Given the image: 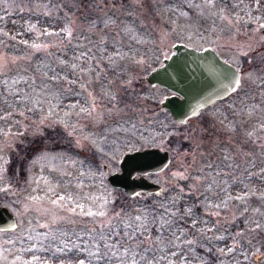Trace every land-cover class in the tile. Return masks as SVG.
<instances>
[{"label": "rangeland", "instance_id": "rangeland-1", "mask_svg": "<svg viewBox=\"0 0 264 264\" xmlns=\"http://www.w3.org/2000/svg\"><path fill=\"white\" fill-rule=\"evenodd\" d=\"M178 42L241 72L185 123L145 81ZM0 117V201L19 223L0 231V264H119L88 255L89 233L136 216L148 218L137 261L151 248L160 264H264V0H0ZM28 143L25 172L9 173ZM148 147L171 155L148 175L163 193L129 198L107 177Z\"/></svg>", "mask_w": 264, "mask_h": 264}, {"label": "water", "instance_id": "water-1", "mask_svg": "<svg viewBox=\"0 0 264 264\" xmlns=\"http://www.w3.org/2000/svg\"><path fill=\"white\" fill-rule=\"evenodd\" d=\"M145 81L170 92L161 102L178 123L191 117L214 102L237 90L241 72L224 60L213 48L197 49L184 43H175L173 51L162 63L148 72ZM171 163L170 152L148 147L126 152L119 170L108 175L109 183L129 197L163 193L160 183L148 179L149 174L165 170ZM107 172V166H104ZM18 227L15 213L0 201V231H13ZM260 254L255 256V260Z\"/></svg>", "mask_w": 264, "mask_h": 264}, {"label": "snow or ice", "instance_id": "snow-or-ice-1", "mask_svg": "<svg viewBox=\"0 0 264 264\" xmlns=\"http://www.w3.org/2000/svg\"><path fill=\"white\" fill-rule=\"evenodd\" d=\"M2 118V117H0ZM60 200H64V197H59ZM53 204H56L57 201L53 200ZM75 211V210H73ZM189 211H191L189 209ZM86 215L88 216H97V217H106L107 213L104 210H99L93 212L89 210ZM117 217H121V213L116 214ZM147 216L141 219L140 216H136L133 218L129 217L126 220H121L124 229H126L123 233L118 232L117 225L112 224V219L109 218L104 220L100 224V230L97 232L93 229L89 233L90 240L94 243L95 251L88 250L89 256H95L97 260H108L109 262L116 260L119 264H129L128 256H131L130 264H160L161 260H164L166 257H155L153 256L151 259L149 258V253L152 251L151 248H146L143 254H139V261H137L136 256L138 252L136 249L140 248V243H135L134 241L137 239V234L141 232V230L145 229L147 223ZM135 221H141L140 223H135ZM165 223H170V221H165ZM196 223V221H193ZM41 227H45V225H41ZM259 227V225H257ZM127 229H131V231H127ZM211 231V229H209ZM220 237H218L219 239ZM134 242L131 247H124V245L128 242ZM177 241H180V236L176 235L173 241H170V245L175 248H179V244ZM87 243V241H85ZM183 243L191 245L194 243L193 240L188 239L183 241ZM73 247H76L73 245ZM121 249H123L121 251ZM80 251H86V249H79ZM233 249L229 248L228 251L231 252ZM178 255L177 251H172L171 256L176 257ZM27 264H31V262H27ZM79 264H85L84 260H80ZM169 264H171V260H169Z\"/></svg>", "mask_w": 264, "mask_h": 264}, {"label": "trees", "instance_id": "trees-1", "mask_svg": "<svg viewBox=\"0 0 264 264\" xmlns=\"http://www.w3.org/2000/svg\"><path fill=\"white\" fill-rule=\"evenodd\" d=\"M32 145V144H31ZM30 143H28L25 146H20L19 147V152L20 153H16V155L12 156L11 160L8 163V169H9V173L12 174V172L15 171V168L18 167L20 169V171L22 172L21 174H23L27 168V162L30 158H32V155L34 153V151L37 149V145L33 144V146H31ZM59 148H63L61 145H53V149H59ZM125 195V194H124ZM126 196V195H125ZM128 198V196H126ZM130 198V197H129ZM151 226L153 228H155L158 224L159 221L158 220H154V221H150ZM121 231L124 230L123 227L119 228Z\"/></svg>", "mask_w": 264, "mask_h": 264}, {"label": "flooded vegetation", "instance_id": "flooded-vegetation-1", "mask_svg": "<svg viewBox=\"0 0 264 264\" xmlns=\"http://www.w3.org/2000/svg\"><path fill=\"white\" fill-rule=\"evenodd\" d=\"M219 55H220V54H219ZM220 56H221V55H220ZM221 57H222V56H221ZM222 58H223V57H222ZM223 59H224V58H223ZM224 60H225V59H224ZM233 93H234V92H233ZM233 93H232V94H233ZM230 95H231V94H230ZM230 95H229V96H230ZM229 96H228V97H229ZM218 101H221V100H218ZM218 101H216V102H218ZM216 102H214L213 104H215ZM213 104H211L210 106H212ZM210 106L206 107L205 109L209 108ZM200 112H201V111H200ZM200 112H199V114H200ZM199 114H198V115H199ZM198 115H196V116H198ZM196 116H194V117H196ZM192 118H193V117H192ZM190 119H191V118H190ZM150 175H154V174H150ZM150 180H151V179H150ZM17 221H18V220H17ZM18 224H19V223H18Z\"/></svg>", "mask_w": 264, "mask_h": 264}]
</instances>
